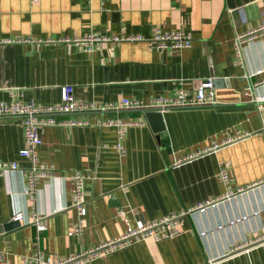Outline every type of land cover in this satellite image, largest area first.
<instances>
[{
	"label": "crops",
	"instance_id": "0c3cea01",
	"mask_svg": "<svg viewBox=\"0 0 264 264\" xmlns=\"http://www.w3.org/2000/svg\"><path fill=\"white\" fill-rule=\"evenodd\" d=\"M154 27L190 32L193 45L152 49ZM262 27L264 0H0V100L16 90L20 101L58 103L71 85L81 101L118 105L178 87L194 93L215 77L225 83L214 87V104L165 109L160 133L138 108L58 115L91 124L43 130L37 151L58 177L39 181L35 202L24 194L21 169L30 161L19 155L20 118L0 116V160L20 167L0 176V249L8 264L39 250L67 258L117 239L140 219L210 200L185 217L178 235L138 240L85 264H264V35L244 43L242 63L234 45ZM89 32L145 39L107 41L93 51L60 41ZM111 118L140 122L127 130L125 156L116 127L98 124ZM223 168L235 192L225 198ZM75 170L90 175L88 213L83 233L70 237L78 213L66 176ZM34 211L45 216L46 230L30 222ZM19 212L25 221L3 228Z\"/></svg>",
	"mask_w": 264,
	"mask_h": 264
},
{
	"label": "built area",
	"instance_id": "2783aa9c",
	"mask_svg": "<svg viewBox=\"0 0 264 264\" xmlns=\"http://www.w3.org/2000/svg\"><path fill=\"white\" fill-rule=\"evenodd\" d=\"M264 35V27L257 31L243 33L235 38L234 45L238 62H243L242 47L244 43L251 39H255ZM142 35H123V36H105L95 32L86 33L80 37L70 38L64 37L60 41L76 42L83 45L87 51H93L102 43L107 41H123V40H143ZM152 49H187L193 45V35L190 32L184 31H164L160 27H154L152 37L149 39ZM18 91L11 90L10 97L7 100H0V116H15L20 118L23 131V146L19 150V155L27 158L30 161V166L21 169L25 178L24 194H27L32 202L37 199L38 183L41 179L49 181L57 176L55 166L52 163H47L42 160L38 154V147L43 143L42 132L47 126H76L89 125V120L85 119H59L58 115L69 114L76 112H85L92 110H106L110 108H138L149 109L156 108L164 111L168 108L187 107L194 105H208L216 103L215 89L211 79L204 81L201 86L194 92L186 91L182 87L170 95H160L149 100L133 99L125 97L117 104H102L94 102H85L77 99L74 95L73 86H64L61 92V101L58 103H36L34 101H20L16 99ZM139 121L124 120L122 118H111L99 122L100 126H114L117 129L118 140L116 147L121 156H125L127 149L124 140L127 135V130L130 126L139 124ZM216 144L215 146H217ZM19 165L15 161L0 160V176L6 172L19 169ZM70 182L71 206L77 209L78 217L73 224L68 235L70 237L79 236L84 231L85 217L88 213L87 209V191L86 181L90 175L82 170H75L66 176ZM220 179L227 185L230 182L228 171L223 168L220 172ZM264 183V179L260 181ZM257 184V183H255ZM239 188L241 192L248 187ZM235 194L234 191H228L223 197H229ZM215 200L201 203L196 207L184 210L179 213H173L161 219L154 221L138 220L136 225L128 227L126 233L117 239L108 241L101 245L81 251L67 258H58L47 255L44 251H37L33 255H25L21 258L19 264H85L86 262L104 256L111 251L120 247L129 245L138 240L153 238L156 241H161L178 235L181 232L180 226L183 224L185 217L196 210L204 209L209 205L214 204ZM13 221H25L23 213H16L12 217ZM30 222L35 225L36 229L41 232L47 229L45 216L34 211L30 217ZM0 264H8L6 253L0 249Z\"/></svg>",
	"mask_w": 264,
	"mask_h": 264
},
{
	"label": "water",
	"instance_id": "95a60500",
	"mask_svg": "<svg viewBox=\"0 0 264 264\" xmlns=\"http://www.w3.org/2000/svg\"><path fill=\"white\" fill-rule=\"evenodd\" d=\"M223 80L224 78L215 77L212 80L213 86L216 88L225 86ZM139 110L144 113L145 117L147 118L148 122L150 123L151 127L155 132L160 133L165 129V124L163 121V111L156 108H149V109L147 108V109H139ZM16 223H17L16 221H11L3 225V228L14 227Z\"/></svg>",
	"mask_w": 264,
	"mask_h": 264
}]
</instances>
